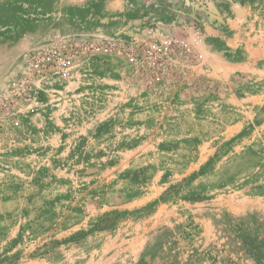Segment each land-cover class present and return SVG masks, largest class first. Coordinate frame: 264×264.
<instances>
[{
    "label": "rangeland",
    "instance_id": "obj_1",
    "mask_svg": "<svg viewBox=\"0 0 264 264\" xmlns=\"http://www.w3.org/2000/svg\"><path fill=\"white\" fill-rule=\"evenodd\" d=\"M62 43L0 110V264H264V0H0V99Z\"/></svg>",
    "mask_w": 264,
    "mask_h": 264
},
{
    "label": "built area",
    "instance_id": "obj_2",
    "mask_svg": "<svg viewBox=\"0 0 264 264\" xmlns=\"http://www.w3.org/2000/svg\"><path fill=\"white\" fill-rule=\"evenodd\" d=\"M117 44L113 45L116 46ZM188 42L183 38H164L163 41L153 42L140 50L146 57L155 63H160L163 56H171L179 52H186ZM112 46V47H113ZM100 50L97 46H86L78 43L55 44L44 52L32 54L27 62L26 75L15 80L10 88L8 98L0 99V110L6 109L10 102L16 100L32 101L34 98V87L38 83H44L49 79H56L70 75L76 62L86 52ZM137 48L129 45L127 51L137 53ZM9 99V100H7Z\"/></svg>",
    "mask_w": 264,
    "mask_h": 264
},
{
    "label": "water",
    "instance_id": "obj_3",
    "mask_svg": "<svg viewBox=\"0 0 264 264\" xmlns=\"http://www.w3.org/2000/svg\"><path fill=\"white\" fill-rule=\"evenodd\" d=\"M236 12H237V14H239L240 16L242 15V12H241V10H240L239 8H236Z\"/></svg>",
    "mask_w": 264,
    "mask_h": 264
}]
</instances>
